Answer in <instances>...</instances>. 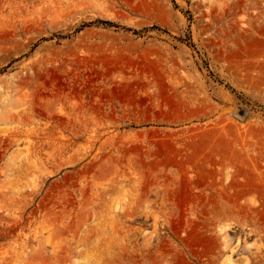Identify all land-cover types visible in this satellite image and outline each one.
<instances>
[{
	"label": "rangeland",
	"instance_id": "374dc122",
	"mask_svg": "<svg viewBox=\"0 0 264 264\" xmlns=\"http://www.w3.org/2000/svg\"><path fill=\"white\" fill-rule=\"evenodd\" d=\"M0 264H264V0H0Z\"/></svg>",
	"mask_w": 264,
	"mask_h": 264
}]
</instances>
